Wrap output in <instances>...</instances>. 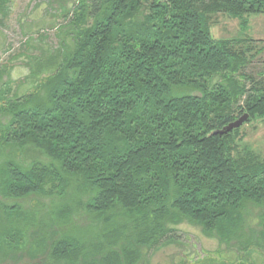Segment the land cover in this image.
<instances>
[{"label": "trees", "instance_id": "trees-1", "mask_svg": "<svg viewBox=\"0 0 264 264\" xmlns=\"http://www.w3.org/2000/svg\"><path fill=\"white\" fill-rule=\"evenodd\" d=\"M61 4L58 46L38 34L14 57L25 82L0 67V264H148L184 224L264 252V156L242 145L264 121V76L247 73L264 0ZM218 15L242 37L216 40Z\"/></svg>", "mask_w": 264, "mask_h": 264}, {"label": "rangeland", "instance_id": "rangeland-1", "mask_svg": "<svg viewBox=\"0 0 264 264\" xmlns=\"http://www.w3.org/2000/svg\"><path fill=\"white\" fill-rule=\"evenodd\" d=\"M75 1L13 0L11 15L5 26L0 27V67L6 64L13 66L12 77L16 82H25L24 78L28 75V70L23 65L25 56L19 59L14 57L27 51V42L39 39L38 34H46L44 42L38 44L45 46V49L54 50L59 42L56 28L64 22L60 4L64 6ZM211 32L216 40L242 37L239 21L227 15L216 17ZM247 35L254 40L253 44L264 47L263 15L250 17ZM36 42L38 40L34 45L38 46ZM247 73L256 77L264 76V52L250 65ZM26 91L24 88L20 93ZM242 132L244 136L242 145L264 156V121L247 123L243 126ZM39 157L29 150L25 152L23 160L29 163ZM46 203L48 204L49 201ZM256 216V210H251L247 218L245 235L247 239L259 230ZM78 223L83 225L85 221L79 220ZM176 238L178 243L151 252L147 258L148 264H264V252L259 247L252 245L247 250H243L238 243L230 247L220 245L216 238H207L200 228L195 226L188 224L179 226Z\"/></svg>", "mask_w": 264, "mask_h": 264}, {"label": "water", "instance_id": "water-1", "mask_svg": "<svg viewBox=\"0 0 264 264\" xmlns=\"http://www.w3.org/2000/svg\"><path fill=\"white\" fill-rule=\"evenodd\" d=\"M249 120H250V117L246 114V115L240 117L234 123L225 127L223 130L215 132L214 135L222 136V135L228 134V133L232 132L233 130L240 128L244 123L248 122Z\"/></svg>", "mask_w": 264, "mask_h": 264}]
</instances>
